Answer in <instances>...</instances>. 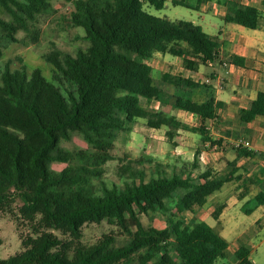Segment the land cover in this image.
<instances>
[{
  "label": "trees",
  "instance_id": "obj_1",
  "mask_svg": "<svg viewBox=\"0 0 264 264\" xmlns=\"http://www.w3.org/2000/svg\"><path fill=\"white\" fill-rule=\"evenodd\" d=\"M56 2L70 6L67 22L83 31L87 45L75 55L53 59L50 79L39 68L28 75L25 64L15 70L6 65L0 76V214L20 202L39 216L30 217L32 232L21 240L20 251L0 259V264H215L224 259L228 242L222 236L207 223H185L178 214L194 213L223 184L240 180L232 164L223 177L210 170L195 176L196 157L190 168L183 164L171 174L158 168L148 176L142 168L126 164L122 186L108 187L101 181L103 165L114 159V142L131 132L137 119H145L150 128L167 127L169 141L184 130L221 145L208 139L204 126L223 106L212 88L163 73L161 81L174 91L169 96L154 84L148 63L155 53L170 54L181 58L187 70L196 71L218 56L217 37L193 22L172 21L144 9L146 3L161 10L165 0H0L6 15L0 17V41L17 43V34L23 32L26 44H36L41 24L57 10ZM171 3L192 8L186 0ZM228 7L225 22L259 27L263 14L258 9L237 3ZM245 62L238 56L229 59L239 67ZM197 90H202L204 100L193 101ZM141 99H168L181 110L189 106L201 125L192 127L162 111L148 110ZM263 114L264 91H259L239 119L247 123ZM71 134L80 136L92 151L64 149L61 143ZM236 150L239 155L252 154L245 148ZM54 163L65 167L54 171ZM170 203L176 213L167 217L163 228L143 225L140 215L167 214ZM263 204L260 192L241 210L248 215ZM102 222L116 225L126 242L117 245L112 235H103L84 245L83 227ZM249 256L250 247L240 243L235 264H254Z\"/></svg>",
  "mask_w": 264,
  "mask_h": 264
},
{
  "label": "crops",
  "instance_id": "obj_2",
  "mask_svg": "<svg viewBox=\"0 0 264 264\" xmlns=\"http://www.w3.org/2000/svg\"><path fill=\"white\" fill-rule=\"evenodd\" d=\"M200 1L197 11H199L198 18L202 21V26L200 25L202 28H209V14L218 17L225 23L224 26L220 27L217 35L209 34L217 37L219 46L216 59L200 64L196 71H189L183 66L185 70L183 68L180 69L184 71L182 74H178L179 72L175 73V70H172L173 72L169 70L162 72V69L158 67V61L155 60L158 56H163L164 61L168 64H175L178 62L176 60L182 61L181 58L176 56L170 58L168 54L155 53L148 63L152 70L157 71L161 76L163 73L180 75L199 84L209 85L214 92L215 100L223 103V106L216 111V118L206 120L204 126L208 132V139L215 141L217 138L222 137L224 143L226 142L227 148L213 151L210 145L215 144H211L209 141L203 142L200 136L201 143L196 152L197 168L193 171V174L196 176L206 170H210L213 175H221L223 177L230 168L228 165L232 164L231 167L238 169L235 175L241 174V178L240 180L227 182L230 184L229 187L221 191L222 187L227 183L223 184L217 194L215 192L209 196L212 201L211 206L204 208L206 201L195 213V216L193 214L191 219L207 223L228 242L225 258L230 257L232 264H235L234 252L240 243L250 247L249 257L256 264L252 255L257 251V246L254 244L255 239L264 229V204L258 206L248 215L242 212L241 206L258 193H264V176H262L261 172L264 170V114L247 123L241 122L239 117L242 111L248 109L249 104L256 98L257 93L264 91V0ZM229 3H237L258 9L263 14L260 18L259 27L257 29H249L238 24L225 22L223 17L228 12ZM232 56L245 59V66L239 67L230 64L229 59ZM204 67H209L212 71L207 72ZM227 87H230L231 92L227 91ZM170 89L172 88L169 87L168 91H165L169 96L174 92L173 89L170 92ZM221 92L223 94H220ZM194 96L196 99L202 98V90H197ZM141 103H145L144 108L148 107L146 108L148 110L162 111L164 114L167 113L165 108H173L175 109V114L170 113L172 114L171 116L181 123L189 125L186 119H180L184 110L174 108L168 102V99L165 102L155 100L149 103L141 99ZM190 115V117H195L198 122L189 126L199 127L201 125L199 118L191 112ZM138 122L137 119L133 123L131 132L134 131ZM214 124L223 125L221 127V132L224 133L223 136L214 132ZM146 130L145 134L148 135V139L153 144L160 145V140L162 141L166 137L167 127L156 129L147 126ZM182 131L184 130H178L177 135H181ZM155 134L159 136H152ZM234 141H247L249 145L245 149L251 151V156L239 155V151L231 143ZM174 142L173 144L175 145L176 143ZM175 148H179V145H175ZM183 164L188 168L192 165L188 166L184 162L179 165L175 162L171 165L172 171L174 167L176 171L179 170ZM214 214L216 215L214 216ZM260 223L261 228L256 230L257 224Z\"/></svg>",
  "mask_w": 264,
  "mask_h": 264
},
{
  "label": "rangeland",
  "instance_id": "obj_3",
  "mask_svg": "<svg viewBox=\"0 0 264 264\" xmlns=\"http://www.w3.org/2000/svg\"><path fill=\"white\" fill-rule=\"evenodd\" d=\"M190 7L186 8L180 5H173L171 0H165L164 7L161 10H157L152 6L144 4V9L150 14L158 17H165L169 20H185L193 22L202 26L201 19L198 18V3L197 0H186ZM54 7L57 9L55 13L45 18L41 24V35L40 39L36 44H26L24 42V33L19 32L17 34L20 40L17 43H6L0 41V49L2 51L0 55V76L5 66L8 65L11 70L21 68L22 64H25L28 69V75H31L35 68H39L43 75L50 79L52 75V60L58 58L61 60L63 56L75 55L80 49H84L87 45L86 41L82 39L84 35L80 28H72L69 26L66 18V12L70 9L69 5H65L61 2L54 3ZM210 19L209 28L203 27V30L211 35H217L220 27L224 26L225 23L218 17L211 14L208 15ZM0 17L6 18L4 11L0 8ZM170 58L173 56L169 55ZM158 67L163 71L169 70L175 73L182 74L184 71L182 61H178L175 64H168L164 61L163 56H158ZM173 61V60H172ZM207 72L212 71L209 67H204ZM183 70H185L183 68ZM172 71V72H173ZM177 71V72H176ZM154 84L160 87L164 91H168L169 86L161 81V74L157 71H153ZM170 92L172 89L169 90ZM227 91L231 92L230 87H227ZM220 94H223L222 92ZM195 95V94H194ZM193 101H201L205 99L203 93L202 98L196 99L193 96ZM145 103H141L144 107ZM148 108V107H146ZM166 116L175 114V109L167 107L165 108ZM177 111V110H176ZM189 106L184 110L180 119H186L189 125H194L198 122L195 117H190ZM138 124L134 131L131 133L120 134L117 140L114 142L112 154L114 159L106 162L103 165V174L101 181L108 187L123 185L122 167L129 164L134 169H143L149 176L156 169L160 168L165 170L168 174H171L173 165L177 162H184L190 166L196 157L201 138L199 134L182 131L181 135L174 137L172 141H169L166 137L160 140V145H155L148 139L146 135L147 126L144 119H138ZM223 126V125H222ZM220 125L214 124L213 130L216 133L221 132ZM143 133V134H140ZM158 137V134L152 135ZM220 144L217 151L224 150L227 148L223 138H217L215 141H219ZM179 145V148H175V145ZM61 146L68 151L83 150L92 151L91 148L83 141V139L75 134H71L68 141L61 143ZM231 150V148H230ZM54 171L62 170L65 165L61 163L52 164ZM229 183L225 184L221 191L229 187ZM216 192L215 194H217ZM211 197H208L207 203L204 208L211 206ZM170 212L167 214L161 212H150L149 215H140V220L145 227H156L163 228L166 225V219L168 216L176 213L174 205L169 204ZM173 208V209H172ZM199 208H195L194 213L185 212L178 214V217L183 218L185 223L191 222V217L195 216ZM243 215V214H242ZM35 216V219H39V216L33 212V209L28 206H22L20 202L13 204L7 211L0 214V259H5L12 254L20 251L21 240L32 232L31 226L33 221L30 217ZM261 223L257 224L256 230L261 228ZM83 235L81 242L84 245H91L98 239H101L103 235H112L118 244H123L127 240V236L123 235L116 225H110L107 222L101 224H88L83 227ZM58 235L57 232H52ZM257 251L253 253L252 257L256 264H264V229L260 232V235L255 239ZM233 258V256H232ZM215 264H232L231 258L226 257L224 259H217Z\"/></svg>",
  "mask_w": 264,
  "mask_h": 264
},
{
  "label": "built area",
  "instance_id": "obj_4",
  "mask_svg": "<svg viewBox=\"0 0 264 264\" xmlns=\"http://www.w3.org/2000/svg\"><path fill=\"white\" fill-rule=\"evenodd\" d=\"M231 143H233L234 147L237 148V149L246 148L249 145V143L247 141H234V142H231ZM225 145H226V142H225ZM210 147H211V149L213 151H216V150H218L219 145H217V144L210 145Z\"/></svg>",
  "mask_w": 264,
  "mask_h": 264
}]
</instances>
